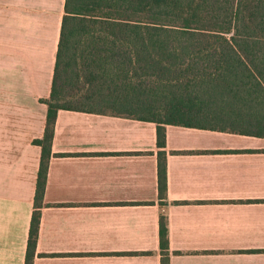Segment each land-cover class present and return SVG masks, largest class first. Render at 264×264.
<instances>
[{
  "label": "crops",
  "instance_id": "crops-1",
  "mask_svg": "<svg viewBox=\"0 0 264 264\" xmlns=\"http://www.w3.org/2000/svg\"><path fill=\"white\" fill-rule=\"evenodd\" d=\"M65 3L0 0V264H25ZM165 128L59 111L34 264H162L163 213L169 264H264V138Z\"/></svg>",
  "mask_w": 264,
  "mask_h": 264
},
{
  "label": "trees",
  "instance_id": "trees-1",
  "mask_svg": "<svg viewBox=\"0 0 264 264\" xmlns=\"http://www.w3.org/2000/svg\"><path fill=\"white\" fill-rule=\"evenodd\" d=\"M25 264H34L59 111L264 138V0H66ZM167 197L166 156L158 159ZM164 205V203H161ZM167 216L160 219L169 264Z\"/></svg>",
  "mask_w": 264,
  "mask_h": 264
}]
</instances>
